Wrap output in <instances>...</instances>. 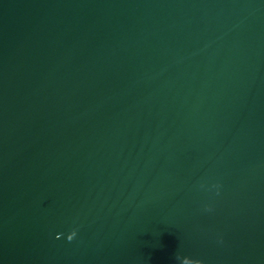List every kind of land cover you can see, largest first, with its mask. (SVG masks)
<instances>
[{"label": "water", "instance_id": "obj_1", "mask_svg": "<svg viewBox=\"0 0 264 264\" xmlns=\"http://www.w3.org/2000/svg\"><path fill=\"white\" fill-rule=\"evenodd\" d=\"M0 264H264V0H0Z\"/></svg>", "mask_w": 264, "mask_h": 264}, {"label": "clouds", "instance_id": "obj_2", "mask_svg": "<svg viewBox=\"0 0 264 264\" xmlns=\"http://www.w3.org/2000/svg\"><path fill=\"white\" fill-rule=\"evenodd\" d=\"M76 235H77L76 231H73L70 235L67 236V240H68L69 242L73 241V239L76 237ZM59 238H60V237L57 236V239H59Z\"/></svg>", "mask_w": 264, "mask_h": 264}]
</instances>
